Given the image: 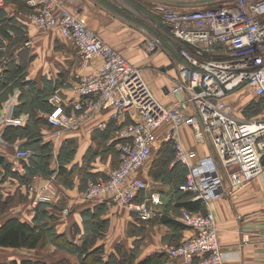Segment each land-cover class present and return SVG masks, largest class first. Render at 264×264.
I'll return each mask as SVG.
<instances>
[{"label": "built area", "instance_id": "built-area-1", "mask_svg": "<svg viewBox=\"0 0 264 264\" xmlns=\"http://www.w3.org/2000/svg\"><path fill=\"white\" fill-rule=\"evenodd\" d=\"M1 1V0H0ZM29 18L38 29H57L70 40L78 54L73 82L66 90L56 89L47 97L44 119L58 132L76 131L101 114L120 122L115 134L118 164L104 179L90 182L81 193L84 202L103 199L143 219L157 216L160 193L146 182L141 169L155 151L168 143L174 153L171 166L186 169L179 193L205 204L229 196L264 173V118L240 119L231 95L241 89L253 97L264 95V0H229L196 9L155 7L172 38L186 44L179 55L176 78L170 89L173 100L164 105L148 89L139 68L101 40L61 0H26ZM144 49H161L162 41L144 36ZM0 50H4L1 47ZM7 58L2 56L3 64ZM0 75L3 66L0 65ZM19 93L3 103L0 125L23 127L28 116L14 114ZM188 127L196 143L209 142L214 157H198L186 148L181 129ZM96 129H107V121ZM31 152L17 149L19 161L13 171L25 174L22 162ZM224 170L228 188L220 175ZM51 180L40 188L28 185L33 204L49 192ZM150 195L148 196L147 194ZM152 197L137 202L138 197ZM70 207L63 210L69 212ZM179 222L193 235L176 246H167L168 260L160 264H225L211 212L200 214L182 207Z\"/></svg>", "mask_w": 264, "mask_h": 264}, {"label": "crops", "instance_id": "crops-1", "mask_svg": "<svg viewBox=\"0 0 264 264\" xmlns=\"http://www.w3.org/2000/svg\"><path fill=\"white\" fill-rule=\"evenodd\" d=\"M61 1L129 62L138 66L145 65V60V66L156 67L161 78L153 82L152 93L164 105L172 102L170 89L176 78L177 66L183 60H176L167 49H162L155 57H147L142 46L145 33L139 34L136 30L137 25L122 10L127 7L124 3L118 0ZM29 13L26 0L0 1V48L4 47V50H0V58L4 56L8 59L5 64L0 61L4 75H0V83H3L0 85V114L3 113L4 101L14 93H19L17 107L22 92H25L24 102L29 103L38 97L37 93L48 95L56 89L66 90L73 82L79 58L72 42L57 29L35 27ZM169 37L178 43L171 35ZM21 38L25 40L21 41ZM22 66L23 73H18ZM23 75L25 83H21ZM47 112L34 106L24 111H14L16 116L26 114L30 119L32 115H37L35 117L43 121L39 129L32 126L25 131L31 124L29 119L23 127L0 125V204L5 209L0 215V225L10 218H17L43 232V239L34 249L0 246V264L13 260L81 264L79 251L90 253L97 249L100 250L102 263L123 264V258L129 260L127 264L164 263L168 260L167 246L178 244L193 235L192 230L179 222L180 209L184 204L190 205L194 212L213 214L225 264H264V173L233 194H224L210 204L190 195L177 194L180 197H175L177 192L167 188L165 183L151 184L160 193L162 204L153 206L157 216L143 219L136 211L119 207L107 199L100 202L80 199L89 181L104 179L118 164L115 134L120 122L101 114L76 131L60 133L46 123L43 117ZM102 121H107L108 130L96 129V125ZM32 135L33 139H29ZM35 139L50 146V173L45 176L37 172L23 183L21 177L26 175L31 161L22 162L25 174L20 176L13 171L14 165L19 163L14 153L17 149H26L36 155L32 145ZM181 139L183 145L195 150L199 158L208 155L214 157L210 143H196L188 127L181 129ZM168 150L174 156L172 148ZM153 161L150 160L140 171L148 183ZM34 162L39 163L38 160ZM59 167L63 169L59 170ZM181 169L186 175V169ZM61 170L66 173L59 174ZM50 180L49 192L42 201L33 204L34 195L28 191V185L38 189ZM224 182L225 188H228L227 179ZM151 198L141 194L137 202L147 199L150 205L148 199ZM68 206L69 212L64 214L63 210ZM46 237L50 239L47 241ZM174 262L182 263L181 260Z\"/></svg>", "mask_w": 264, "mask_h": 264}, {"label": "rangeland", "instance_id": "rangeland-1", "mask_svg": "<svg viewBox=\"0 0 264 264\" xmlns=\"http://www.w3.org/2000/svg\"><path fill=\"white\" fill-rule=\"evenodd\" d=\"M118 1L120 3H124L125 6H127L125 7V9L122 10L126 11L128 13V16L130 15L129 17L133 20V23L137 25L135 27L136 30L139 31V34L141 33L144 35L145 33V35L157 37L162 41L161 49L154 51L152 53H148L145 50L147 57H151V56L155 57L156 54L160 53L162 49L163 50L167 49L176 60L182 61L181 60L182 58H180L181 56L179 55L180 49L184 47H186L187 49H192V47L186 44L175 43L169 37L170 35L169 29L163 23L161 15L157 13L156 10H154V7L163 5L166 6L167 8L176 9V10H182L183 8L196 9L200 7L213 6L215 4L226 2L229 0H118ZM119 2L117 3L118 5ZM142 46L144 47V45ZM142 46L140 47V50H142ZM129 49H131V47ZM144 63L145 65H147L145 60ZM145 65H138L137 67L139 68L142 78L145 81L148 89L152 93L153 82L156 79H160L161 77L159 76L156 67L154 66L148 67ZM149 75H151L152 77H150ZM231 102H232V106H234L236 110V114L240 119L250 121L257 118H264V98L253 97L248 90L241 89L238 92L232 94ZM36 129H39V127H37ZM164 148H169V147L166 146ZM29 149L32 150L31 148ZM158 156H159L158 154L153 153L151 160L152 159L155 160ZM171 162H172L171 151H169L168 149H164L162 156L156 159L155 164L149 170L150 184L163 185L165 183L168 186L167 188L174 191L176 186L182 183L185 177L184 170L178 167L171 166ZM220 175L225 181L226 175L222 168L220 171ZM95 180L97 181L99 180V178ZM90 182H95V181L91 180L88 182V184ZM175 197H180V196L175 194ZM24 198L25 197H23V200ZM4 211L5 209L0 210V215ZM45 239H47L48 241L50 238L48 239L46 237ZM178 244H170V245L176 246Z\"/></svg>", "mask_w": 264, "mask_h": 264}, {"label": "trees", "instance_id": "trees-1", "mask_svg": "<svg viewBox=\"0 0 264 264\" xmlns=\"http://www.w3.org/2000/svg\"><path fill=\"white\" fill-rule=\"evenodd\" d=\"M23 39L24 38H21V41L25 40V39L24 40ZM21 72L23 73V66H22V69L18 70V73H21ZM21 76H22V74H21ZM24 80H25V76L21 77V83ZM21 83H20V85H21ZM23 83H25V82H23ZM1 84H3V83H0V85ZM22 94L23 95H21V97H20V104L15 108V110H17V112L18 111H24L30 106H34V108H38L41 110L48 111L49 107L47 105L46 100H47V97L49 94L44 95L42 92L37 93L38 97L29 101V103L26 101L24 102V100H23V97H25V92H22ZM261 98H264V95ZM35 116H37V115L34 114V116L33 115L31 116V119L28 118L29 123H31V124L25 128V131L27 130L28 127L32 128V126H33V127L37 128V127L41 126L43 121L39 118H36ZM18 129H21V128H17V130ZM107 130H108V128H107ZM33 137H34V135L29 136V139H33ZM32 145L34 146L33 150L36 151L37 154L32 155V153H31V156L28 159V161H31V165H29L26 168V175L24 177H21V181L23 183L25 181H27V179L31 175L33 176L37 172H41V174L45 175V176L50 173L49 162H50V159H52V154L50 151L49 144L43 143L41 140L35 139V141H32ZM164 145L165 144L161 145L160 150H158L157 154L159 156L157 158L162 156L164 149H168V148H164V147H166ZM167 147H169V149L171 148L170 145ZM156 159L153 161V164H155ZM172 159H173V157H172ZM35 160H38L39 163L35 164V162H34ZM32 163H33V166H32ZM173 167L181 168V166H176V165H174ZM60 169H63V167H59V170ZM65 173L66 172H64V170L63 171L61 170V172L59 174L64 175ZM184 176H185V174H184ZM183 181H184V179H183ZM177 186L174 190L175 193L177 192L176 194H178V195H185V194L178 192ZM182 206L189 209L190 211L194 212V210L192 209V207L190 205L184 204ZM2 209H4V206L2 204H0V210H2ZM58 237H60V236H58ZM41 239H43V232L38 231L35 226L32 227L27 223L20 222L17 218H10L0 225V246L1 247H8V248H13V249H18V248L34 249L37 247V245L39 244ZM86 253H87L86 250H81L78 252V256H79V260H80L81 264H112L111 262L102 263L99 249L94 250L90 253L88 252L87 255L83 256ZM128 261H129L128 259L123 258L122 262H123V264H127ZM5 264H45V263L39 262V261H29V260H21L18 262V261L13 260V261H11L9 263H5ZM143 264H146V263H143Z\"/></svg>", "mask_w": 264, "mask_h": 264}]
</instances>
